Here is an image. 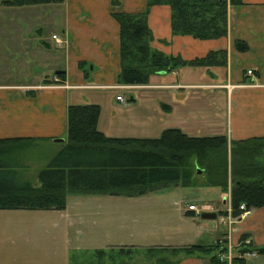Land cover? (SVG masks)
Masks as SVG:
<instances>
[{"label":"crops","instance_id":"1","mask_svg":"<svg viewBox=\"0 0 264 264\" xmlns=\"http://www.w3.org/2000/svg\"><path fill=\"white\" fill-rule=\"evenodd\" d=\"M111 1L64 0L59 4L20 7L0 5V67L2 61L16 51L19 57L25 59L41 57L45 51L61 53L60 63L46 64L50 65L46 68L54 70L53 76L40 67L37 74L27 81H0V139H21L14 144L10 156L23 181L30 182L24 178L26 173L23 171L32 165L24 160L25 150L33 147L47 149L49 154L44 162L47 166L63 148L67 138L69 104H99L97 128L111 137H149V130L150 137H157L163 129L170 127L179 128L190 136L224 134L229 141L264 135V0H240L238 4L229 5L227 34L216 39L174 35L170 25V6L162 4L150 7L147 23L153 35L151 46L154 49L184 60L223 49L226 50L227 59L224 66L198 67L201 70L199 75L197 67L181 66L171 72L150 76L146 85L125 87H150L151 91L161 92L156 100H153L156 95L152 91L150 101L133 99L131 102L116 100L119 89L115 86L122 85L118 83L119 25L111 12L142 11L146 0H117L115 6ZM50 9L55 14L51 15L48 25L29 20V13L48 12ZM10 26L15 29L12 33L6 30ZM44 30L47 32L44 33ZM52 35L60 37L63 43H56ZM236 40L244 41L247 50H237ZM8 43L18 46H7ZM248 69H252L251 75H247ZM57 70H64L63 78L56 76ZM202 90L208 93L215 90L225 92L228 97L225 116L212 115L211 103L206 102L205 105L202 102ZM104 91L107 92L104 100H93L92 95H97V92L100 95ZM125 119L132 124L128 129L123 123ZM57 138L63 141L53 140ZM39 170L33 169L36 180ZM199 178L200 175H197L194 186L204 187L203 180ZM165 190L170 189L167 187L154 192ZM220 198L223 201L221 204L204 201L196 207L201 212H215L217 215L230 207L229 191L221 190ZM186 200L180 198V206L174 201L178 205L177 214L168 215V218L174 215L177 224L168 221L137 236L125 237L120 235L121 227L108 230L103 221L101 225H91L79 217L83 215L69 212L67 196L65 209L53 210L55 220L49 230L54 238L51 254L47 256L45 249L39 248L44 255H39L41 258L27 253L17 262L19 256L11 255L9 251L16 240L12 234H4L0 236V264H51L50 260L53 264H69V254L72 252L90 253L95 249L130 245L181 247L218 241L236 252L240 237L244 234L251 244H264V206L250 210L228 232L226 225L219 221L214 225L208 221L212 219L197 217L195 211L187 208L193 202L187 203ZM74 202L78 203L79 199ZM82 227L88 229L86 234ZM102 227L104 230L100 229ZM20 250L23 252V248ZM173 264H208V259L196 254L185 256Z\"/></svg>","mask_w":264,"mask_h":264},{"label":"trees","instance_id":"2","mask_svg":"<svg viewBox=\"0 0 264 264\" xmlns=\"http://www.w3.org/2000/svg\"><path fill=\"white\" fill-rule=\"evenodd\" d=\"M64 0H0L5 6L59 4ZM117 5V0H112ZM240 0H146L142 11L112 10L119 25L120 72L122 85H146L150 76L171 72L181 66H224L226 50L208 52L203 57L184 60L166 55L151 46L152 32L147 23L150 7L169 5L170 25L174 35L197 39H216L227 34V8ZM239 51L247 50L242 40L235 41ZM82 63H79L81 67ZM63 78L64 72L57 74ZM62 80V79H60ZM50 82V81H48ZM100 105L78 103L67 106V138L63 148L45 168L38 171L39 185L23 181L11 161L12 148L21 139H0V209L63 210L67 196L107 194L139 196L171 186L190 187L196 176L202 185L219 187L230 195L233 216L240 204L246 210L264 206V135L229 141L224 134L190 136L170 127L157 137H111L97 128ZM200 169L201 172L197 173ZM219 211L218 214H225ZM240 237L231 264H246V253L264 255V244L246 243ZM109 259H86L87 254H105L106 249L90 253L74 252L69 264H128L132 254L143 252L138 264H172L174 253L186 255L213 253L208 264H227L219 254L224 243H195L184 247L153 246L145 249L119 246L108 249ZM166 250H171L167 252ZM178 262V261H177ZM136 264V263H135Z\"/></svg>","mask_w":264,"mask_h":264},{"label":"rangeland","instance_id":"3","mask_svg":"<svg viewBox=\"0 0 264 264\" xmlns=\"http://www.w3.org/2000/svg\"><path fill=\"white\" fill-rule=\"evenodd\" d=\"M48 5V4H47ZM5 6V5H2ZM31 6V5H30ZM20 7V6H19ZM28 14V13H27ZM55 14L54 11L50 9V11H38L29 13V20L32 22H42L48 25V21L51 20V15ZM2 15V14H0ZM18 15V13H17ZM32 25V23L30 24ZM7 28L8 33H12L13 28ZM47 30H44V33ZM50 35V34H49ZM11 45L10 43L7 44ZM18 46V44L11 45ZM61 53L59 52H47L45 51L41 57H29V59H25L22 56L19 57L17 51L14 52L7 60L2 61V66L0 67V81L6 82H24L28 79H31L33 76L37 74V70L40 67L47 73L49 76H53L54 70L50 68H46L50 65H46L49 62L57 63L61 62ZM61 67V66H60ZM59 67V68H60ZM195 67H210V66H196ZM200 69L197 70V75L200 74ZM140 85H129V87H137ZM233 88V87H232ZM231 88V89H232ZM153 91V90H152ZM152 91L150 87H142L135 89H119L118 93L123 95L126 101L131 102L133 99L144 100L147 99L150 101V95H152ZM155 92L156 97L153 100L158 99L157 96H161V92ZM156 92H158L156 94ZM92 95L93 100L100 101L106 98L107 92H100V95ZM202 94L204 95L202 102L206 105V102L211 103L212 105V115L219 114V116H225L226 104L228 97H226L225 92H221L220 90H215L213 93H208L205 90H202ZM91 96V95H90ZM205 112V111H204ZM125 129H128L132 126L129 120H123ZM145 130H148L145 127ZM149 136L150 137V130ZM139 134V133H138ZM159 135V134H158ZM157 135V136H158ZM141 136V135H138ZM143 136V135H142ZM26 154L24 156L25 161H29L32 165L26 169V175H23L24 178L29 180L30 182L38 183L36 180L35 172L36 169H40L46 166L44 164L46 156H48L49 152L47 149H43L42 147H33L25 150ZM23 159V157H22ZM23 160V161H24ZM22 167V165H21ZM25 167V166H24ZM20 168V167H18ZM197 170V169H196ZM200 180L203 177L200 176ZM176 186L169 187L170 190H165V192H151L144 195L139 196H122V195H107V194H86L81 195L79 197L75 195H68L69 204V212L76 213V215L81 214L83 219H85L88 223H92L91 225H101L102 221L106 225V229L115 230L116 227H121L123 230L120 231V235L125 237L132 235L137 236L141 234L143 231H150V228L160 227L164 223H168V221H174L177 224L176 219H174V215L168 218V215L175 214L176 207L181 203H179L180 198H186V202L200 206L204 201H210L213 204L222 203V199L220 198L221 190L219 187L212 186H191V187H181L175 188ZM206 187V188H205ZM202 191H205L203 193ZM168 194V195H167ZM171 195V198H170ZM167 197V198H166ZM79 202L75 204L74 201L78 200ZM174 201L178 202L177 206L174 204ZM74 202V203H73ZM57 211V210H55ZM53 210H27V209H0V236L4 234H12L14 239L16 240L14 244L9 247V251L11 255L19 256L16 261L19 262L25 255L34 254L35 257L44 256L43 253L39 251V248L45 249L44 253L51 254L54 247V238L52 236V232L49 230L52 229L53 221L55 220V216L53 214ZM78 213V214H77ZM177 214V212H176ZM210 223L214 225L218 224V217L212 220H208ZM182 225V224H180ZM222 226V225H221ZM220 226V227H221ZM93 227V226H92ZM223 227V226H222ZM221 227V228H222ZM84 234L88 231L87 228L82 227ZM104 230V228H100ZM119 230V229H118ZM150 242V239H149ZM186 244L184 246H188ZM181 246V247H184ZM115 249L118 247L113 246ZM125 247H137L139 249H145L150 247L148 246H138V245H130ZM164 247V246H162ZM171 247V246H168ZM20 248H23V252H21ZM178 248V247H177ZM106 249L105 254H87L85 257L88 260H93L97 262L100 258L109 259L108 249ZM50 250V251H49ZM167 252L171 250H166ZM233 254L237 253L233 250ZM25 253V254H24ZM74 253V252H72ZM69 254L70 255L72 254ZM171 253V252H169ZM171 259L176 263L180 261V259L184 258L186 255L182 251H178L174 253ZM202 254L208 259L213 254L199 252L193 253V255ZM40 255V256H39ZM145 259V254L143 252L132 254L131 258H127L126 262L128 264H138L143 262ZM258 261H262L261 264H264V255H255L251 256L250 254L246 257V264H252ZM50 263L53 264V262ZM172 263V264H173Z\"/></svg>","mask_w":264,"mask_h":264},{"label":"built area","instance_id":"4","mask_svg":"<svg viewBox=\"0 0 264 264\" xmlns=\"http://www.w3.org/2000/svg\"><path fill=\"white\" fill-rule=\"evenodd\" d=\"M52 38L55 40L56 43L58 44H62L63 43V40L58 37L57 35H52ZM247 75H251L252 74V69H248L246 71ZM133 86V85H131ZM125 87H129V85H117L115 86V88H118V89H124ZM227 87V85H226ZM116 100H119L121 102H125V97L121 94H118L116 95ZM188 210H193L195 211V215L197 217H199L200 215V210H198V208L196 207V205H188ZM239 209H240V213L239 215L237 216H233L232 215V211H231V207H229L227 210H226V213L225 214H221L218 216V220H219V223L223 224V225H226L227 227V231L229 232L232 228V226L241 218H243L246 214L249 213L248 210H246V207L244 205V203L240 204L239 206ZM246 243H249V241L245 240ZM222 243V242H220ZM245 255H249V253H246ZM250 255H256L255 253H250ZM234 256L232 250L230 247H227V251L226 252H223V253H220L219 254V259L220 260H226L227 261V264H231V259L232 257Z\"/></svg>","mask_w":264,"mask_h":264},{"label":"water","instance_id":"5","mask_svg":"<svg viewBox=\"0 0 264 264\" xmlns=\"http://www.w3.org/2000/svg\"><path fill=\"white\" fill-rule=\"evenodd\" d=\"M64 72V70H57V71H55V74H60V73H63ZM161 74H163L164 72H160ZM54 141H56V142H60V141H63V139H53ZM201 172V170L200 169H198L197 170V173H200ZM216 213L215 212H209V211H204V212H201L200 213V215H199V217L201 218V219H215L216 218Z\"/></svg>","mask_w":264,"mask_h":264}]
</instances>
